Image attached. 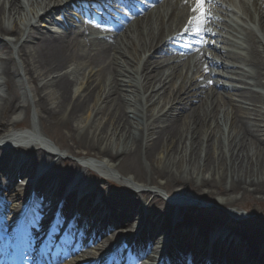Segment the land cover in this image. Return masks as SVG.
I'll return each mask as SVG.
<instances>
[{"label": "bare ground", "instance_id": "obj_1", "mask_svg": "<svg viewBox=\"0 0 264 264\" xmlns=\"http://www.w3.org/2000/svg\"><path fill=\"white\" fill-rule=\"evenodd\" d=\"M36 1L43 7L32 18L42 12L46 22L55 8H61L59 15L64 13L69 22L77 5L73 0H55L54 5L47 3L51 0ZM122 1L131 12L105 42L83 53L77 34H39L19 0H0V90L6 88L0 94V173L12 183L11 206L25 199L42 163L93 158L102 164L98 174L92 170L93 161H76L68 168L56 162L35 186L56 203L67 184L77 179L78 190L66 197V209L75 208L100 225L92 238L84 231L75 234V241L104 250L116 234L132 233L139 224L149 228L152 237L172 236L171 245L182 250L198 255L206 250L208 255L210 245L227 264H264V219L240 231L228 225L241 220L223 209L195 216L190 203L131 200L125 192L115 201L113 191L96 186L107 171L156 196L161 190L176 197L191 191L195 196H187L189 200L210 197L223 208L239 206V195L264 203V0H240L246 14L231 0H215L211 23L217 17V25L222 19L227 27L232 17H245L236 20L241 32L233 47L238 42L240 52H229V57L223 52L229 38L211 30L203 47L216 53L201 62L204 54L195 63L201 51L185 31L192 15L177 8L184 0ZM173 35L177 36L171 39ZM75 66L83 71L81 81L71 78ZM211 68L222 70L213 74ZM33 81L40 84L34 97L27 87ZM17 86L22 97L15 93ZM20 112H25V119L32 113L34 121L22 135L12 133L11 127V116ZM36 123L64 133L71 140L66 153L46 144ZM24 141L31 143L24 147ZM24 174L29 176L18 180ZM90 188L94 191L78 201L76 193ZM107 209L115 213L103 216ZM138 215L140 222L133 223Z\"/></svg>", "mask_w": 264, "mask_h": 264}, {"label": "rangeland", "instance_id": "obj_2", "mask_svg": "<svg viewBox=\"0 0 264 264\" xmlns=\"http://www.w3.org/2000/svg\"><path fill=\"white\" fill-rule=\"evenodd\" d=\"M22 5H23V8H25L26 10V13L28 14V17H30L32 19V21L34 22V26H38L37 30L40 33H44V34H47V35H51V36H60V37H63V36H68V37H74V34H77V40L79 42V49L83 52V53H86V52H89V51H92L94 50V46L95 44H98L97 40H90L88 39L89 37L85 36L84 32H85V27L83 25V22H81V19L83 18L84 19V16L83 15H80L79 13L75 12L73 9L72 11H70V20L69 22L67 18H62V16H59V13L58 10H61V8H55L53 7L54 5V1L55 0H51V1H47V3L49 2H52L53 5H52V8L51 9H56V13L53 14V20H57L61 23L62 27L61 28H58L56 25H52V26H49L47 24H45L43 21H42V18H43V13L40 12V14L36 17V18H32V13H34L35 11H39V8L43 7V4L36 0H19ZM74 2L77 3V6H79L78 8H84L86 9V11H88V5H87V2L89 0H73ZM85 1V2H84ZM79 2H83V4H86V6H84L83 4L82 5H79L81 3ZM39 3V4H38ZM102 7H104L103 5H101ZM106 8V7H104ZM98 13H101L98 12ZM61 15H64L61 14ZM39 21V23H38ZM26 23V22H25ZM28 24V23H26ZM232 28H233V32L235 33L236 30L239 28L238 26L236 25H232ZM232 28L231 27H225V30L224 31H227V29H229V33L231 35H234V33L232 34ZM99 36H103L105 35V32L106 30L103 29L102 31V27L99 26ZM56 31H58V35H56ZM73 33V34H72ZM79 33V34H78ZM225 37H228L227 36V33L224 34ZM223 35V36H224ZM40 36V35H39ZM98 36V38H99ZM8 39H11L12 41H15L13 37H8ZM226 45V50H230L231 48V42L225 44ZM211 51V49H206V51ZM214 54V53H213ZM229 57L232 56L231 54H228ZM229 61H234V58H228ZM227 59V61H228ZM236 62H239V61H236ZM17 63L20 65L21 64V60L20 59H17ZM76 68V69H75ZM75 68L73 67V71L75 69V73H73V75L71 76V78L73 80H77L78 81H81V73H83L82 69L80 70L78 67L75 66ZM72 70V69H71ZM219 71H221L222 69L219 68L218 69ZM82 71V72H81ZM81 72V73H80ZM72 73V71H71ZM80 73V74H79ZM25 81L27 82L26 78H24ZM30 93L29 95L30 96H35L34 94H36V92L38 91L37 89L40 88V84L38 82H34L31 84V86H27ZM31 87H32V90H31ZM2 91L0 90V94H3V92L6 91V88L4 87H1ZM15 93L18 97H22V92H21V89L19 86H17V88H15ZM22 100V98L20 99ZM25 100V99H24ZM31 114H29L28 118L25 119V112H20V113H17L15 115H12L11 116V127H13V132L12 133H18V134H25L27 133L33 126V120L31 118ZM15 125V126H14ZM35 125V124H34ZM36 126H37V123H36ZM10 129V128H9ZM12 130V129H10ZM37 132L42 135L46 140V144H50L51 147L53 149H56L59 153L61 152H64L66 153L65 149L66 147H68L70 144H71V140L67 138V136H65L64 133H61L60 131L58 130H51V129H48V128H44V127H40V126H37ZM28 143H31V142H25L21 145H23L24 147H26L28 145ZM19 145V143H17ZM46 146V145H44ZM93 158H73V157H64V158H61V160H54V162L48 164V162H45V163H42L39 168H37V172H35V177L37 180H39V178L42 177V174L45 172V170L49 167V165L51 166L52 164L56 163V162H59L60 164H65V166L68 168L69 166L73 165L74 162H86L87 160L89 161H93L94 166H92V170L94 171V173H97L98 170L101 171L102 169H100L102 167V164H100V162H95L94 160H92ZM24 173V172H23ZM98 174V173H97ZM105 178L106 179H103V180H96L97 181V188L98 187H101V188H104L105 190H110V191H113L114 193V197L113 199L115 201H118L116 197L118 196H121V194H124L126 195V197L128 199H139V198H142L144 199V201H152V200H159L160 203H164L165 202H172V201H175V202H185V203H190V204H193L195 207L192 211V213H194L195 216H198L200 214V212L202 213H206V212H210V211H216V208H218L219 210L218 211H221V209H223L224 211H227L229 213H231L237 220H241L240 223L238 224H233V225H228L234 229H237V230H240V231H246L247 229L250 228V226L256 221V220H261V219H264V203L263 202H260L258 200H256L254 198V196H246L244 198L241 199V195H239V198H240V202H239V206L237 207H233V208H223V207H216V204L214 203V200L212 198H206V199H202V200H198V201H194V200H189L187 196H195V193L194 192H191V191H187V195L186 197L183 196V197H176L174 194H171V193H168L167 191L165 190H161L159 193V196H156V195H152V193L150 192H147V191H138L135 189V186L133 183L129 182L128 180L126 179H123L120 175H117L115 173H109L107 171H105ZM24 176H29V174H24L22 175L21 177L18 178V180H22L24 178ZM97 176V175H96ZM76 179V178H75ZM81 179V178H79ZM17 180V181H18ZM18 183V182H17ZM19 184V183H18ZM70 186L72 187L73 190H76L78 189L77 187V184H78V181L77 179L76 180H72L70 183ZM95 186V187H96ZM94 187V188H95ZM81 190V189H80ZM94 191V189L92 190V188H90V190L88 191H85L83 192V189L82 191L80 192L81 194H85V193H90ZM97 192H100V190H96ZM220 191H223V188L220 189ZM128 194V195H127ZM142 196V197H141ZM216 197H226V196H223L221 194H216L215 195ZM161 198V199H160ZM124 200V199H122ZM99 201H102L99 199ZM107 213V215H111L113 213H115V211H112V209H107L106 212H103V215ZM145 214V212H144ZM147 214V213H146ZM140 215H138V217L136 216V218L134 217L133 219V223H138L140 222L139 219H140ZM145 218V216H144ZM233 230H228L229 233H231ZM163 234V233H159V236ZM158 236V235H157ZM216 255L218 257L221 256V252H215Z\"/></svg>", "mask_w": 264, "mask_h": 264}, {"label": "snow or ice", "instance_id": "obj_3", "mask_svg": "<svg viewBox=\"0 0 264 264\" xmlns=\"http://www.w3.org/2000/svg\"><path fill=\"white\" fill-rule=\"evenodd\" d=\"M189 2L190 0H185V3ZM214 4L215 0H194L193 2L189 27L185 31L192 34L198 52L202 51V48L205 45L206 35L211 33V28L208 27V25L211 24L214 19L211 13V7L214 6Z\"/></svg>", "mask_w": 264, "mask_h": 264}]
</instances>
